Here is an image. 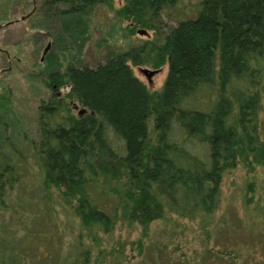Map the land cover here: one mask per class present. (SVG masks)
<instances>
[{
    "label": "trees",
    "instance_id": "1",
    "mask_svg": "<svg viewBox=\"0 0 264 264\" xmlns=\"http://www.w3.org/2000/svg\"><path fill=\"white\" fill-rule=\"evenodd\" d=\"M177 2L124 0L115 11L129 19V31L142 26L152 37L93 66L68 63L47 72L51 96L37 106L32 156L43 187H53L86 229L107 233L122 219L145 230L172 213L197 218L206 240L205 250L182 264H264L240 247L220 253L208 245L222 174L238 162L264 163L257 125L264 0H196L193 15L164 27L162 11ZM98 4L111 0H38L34 10L83 17ZM150 58L153 67L167 64L153 91L128 63ZM69 100L83 110L74 113ZM14 150L9 141L0 147V203L20 180ZM76 243V264H88L89 247Z\"/></svg>",
    "mask_w": 264,
    "mask_h": 264
},
{
    "label": "rangeland",
    "instance_id": "2",
    "mask_svg": "<svg viewBox=\"0 0 264 264\" xmlns=\"http://www.w3.org/2000/svg\"><path fill=\"white\" fill-rule=\"evenodd\" d=\"M195 1L178 0L166 7L161 15L163 26L193 15ZM123 4L124 0H111L110 6L98 4L83 17L43 15L33 9L23 20L0 28V46L7 50L11 63L9 70L0 71V147L8 141L14 146L15 153L10 154L20 176L0 203V264H76V242L89 247L88 264H182L206 248L199 220L172 213L151 221L145 230L122 219L107 233L86 229L62 205L55 189L41 183L29 140L38 134V103L51 96L46 74L68 63L93 66L115 51L152 37L153 31L142 26L129 31V19L115 11ZM31 7L32 0H0V23ZM128 63L149 91L162 85L166 63L153 67L151 58L139 65ZM6 65L7 58L0 51V68ZM139 67L156 71L148 78ZM67 89L61 87L60 94ZM69 104L77 113L76 101L69 100ZM147 124L150 141H154L151 116ZM257 125L263 139L264 85ZM208 228V245L220 253L240 247L247 258L264 259V163L238 162L222 174L218 207Z\"/></svg>",
    "mask_w": 264,
    "mask_h": 264
},
{
    "label": "flooded vegetation",
    "instance_id": "3",
    "mask_svg": "<svg viewBox=\"0 0 264 264\" xmlns=\"http://www.w3.org/2000/svg\"><path fill=\"white\" fill-rule=\"evenodd\" d=\"M24 14H26V13H24ZM21 15H23V14H21ZM27 16L28 15H26L24 18H26ZM19 17H20V15H19ZM19 17H16V18H13V19H9V20L4 21L3 23H0V28L4 27L6 24H10L12 21L16 22L18 20H23L24 19V18L23 19H19ZM0 51L4 52V54H5L6 58H7V65L5 67L0 68V71H4V70L7 71V70H9L11 68L9 54H8L7 50L5 48L1 47V46H0Z\"/></svg>",
    "mask_w": 264,
    "mask_h": 264
},
{
    "label": "water",
    "instance_id": "4",
    "mask_svg": "<svg viewBox=\"0 0 264 264\" xmlns=\"http://www.w3.org/2000/svg\"><path fill=\"white\" fill-rule=\"evenodd\" d=\"M34 3H33V5H32V7H31V9H30V11L28 12V13H31L32 11H33V9H34ZM28 13H26V14H23V15H20V17H19V19H23L26 15H28ZM139 31H141V32H145L146 30L145 29H143V28H141V29H139ZM47 47V46H46ZM45 47V48H46ZM41 59H42V57H41ZM139 69L149 78L155 71H156V69H150V68H147V67H139ZM83 110V108H79V110H78V112H81Z\"/></svg>",
    "mask_w": 264,
    "mask_h": 264
}]
</instances>
